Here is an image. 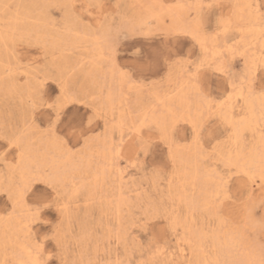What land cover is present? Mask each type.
<instances>
[{"label": "snow or ice", "instance_id": "1", "mask_svg": "<svg viewBox=\"0 0 264 264\" xmlns=\"http://www.w3.org/2000/svg\"><path fill=\"white\" fill-rule=\"evenodd\" d=\"M9 8L0 4L5 13ZM141 8L147 16L115 13L106 30L91 32L92 44L74 49L82 53L78 58L54 57L51 71L12 94L13 118L0 126V196L6 198L0 200V225H7L0 233V264H264V128L258 146L239 143L244 113L254 110L257 98L264 118V47L259 57L249 54L250 44L239 47L257 34L264 42V0ZM161 18L164 23H157ZM184 38L193 42L187 53ZM33 39L16 29L0 34V46ZM128 40L134 43L124 46ZM237 53L239 72L228 58ZM209 70L231 89L222 99L203 86ZM28 75L27 66L5 67V79ZM49 80L54 95L44 91ZM230 105L231 114L225 111ZM214 112L218 123H209ZM181 121H191V139L183 144L169 135ZM213 126L220 135L209 131ZM161 144L167 158L150 159ZM145 181L148 189L156 181L166 184L164 194L141 192ZM97 199L115 212L117 223L110 219L107 230L102 222L89 226L74 217L75 208ZM133 205L137 211L130 214ZM69 229L81 249L72 260Z\"/></svg>", "mask_w": 264, "mask_h": 264}, {"label": "rangeland", "instance_id": "2", "mask_svg": "<svg viewBox=\"0 0 264 264\" xmlns=\"http://www.w3.org/2000/svg\"><path fill=\"white\" fill-rule=\"evenodd\" d=\"M162 1L164 2L165 5L175 4L177 2H187V0H162ZM246 1L248 3L252 2V0H246ZM149 2L150 0H84V1L83 0L82 1L81 0H0V4H7L10 6V8L7 10V13H5L3 9H0V34H7L8 31H11L9 29L11 27H14V30L20 29L26 33L33 34V36L35 37L34 39H36V40L33 39L31 44L25 41L24 43L12 44L7 49L4 48L3 46H0V76H1L0 77V126H2L6 120H10L13 118L10 105L16 102L17 97H13L12 94L13 93L19 94L26 92V90L30 86L29 83L30 80H34V77L37 75H39L42 78L44 73L51 71L54 57H60L61 55L63 56L65 54L67 56L65 55L64 56L68 58H72V59L78 58L82 53L75 51L74 49H76L78 45L87 46L89 44H92L93 40L90 39V34L92 31H94L96 28H101L102 31L106 30L108 26L111 24L113 15L115 13H123L125 14L126 17L130 19L132 18V16L133 18H138L139 17L138 15L144 11V8H141V5H146ZM225 2L235 3V1L233 0H225ZM90 4L103 5L104 7L89 9L87 6H89ZM118 4L121 5L119 9L115 7ZM72 5H74V7ZM99 12L101 15L99 14ZM71 32L72 34H70ZM86 36L88 37L86 38ZM250 38L251 37H249V39H247L239 47H241V50H243V48H247L248 45L250 44L251 45L250 49L251 50L254 49V51H249V52L252 55L253 52L254 53L256 52L257 53L256 57L257 56L259 57L260 50L262 47H264L263 43H261L262 41L260 39L253 40L252 38L251 39ZM160 39H161L160 36H156L154 37V42H158ZM237 39L238 40L240 39L239 35H237ZM131 43H134V41L128 40V41H124L123 45L127 46L128 44ZM228 43L229 45H231L232 41L229 40ZM76 44L77 46H75ZM60 46L62 49L60 48ZM181 46L183 47L184 52L187 53L188 49L193 47V42L190 39L184 38ZM50 48L53 50H51ZM65 48L67 49L65 50ZM57 50L59 51L57 52ZM194 51L198 53L199 48L198 47L195 48ZM121 55L123 56L124 53L122 52ZM228 58L230 59V62L232 63L234 70L239 72L243 68V60L241 59L239 53L236 54V58L234 60L231 59V54H229ZM8 64H11L13 66L15 65L27 66L29 70V75L23 77L13 76L5 79L4 76L5 67ZM175 71L177 74H179L182 71V69L177 68ZM203 86L216 100L222 99L224 96L227 95L228 91H231L230 88H228L226 91V85L222 82L220 78H218L217 74L213 73L211 70H209L206 73ZM165 87H167V84H165ZM6 89H10V91L8 92L10 99L7 101L5 99ZM54 89H56V85L53 84L50 80L44 85V91L49 95L55 94L53 91ZM256 90L257 92L259 91V82H257ZM231 103L235 104L234 110L236 112L237 110L236 105L239 104H237L235 96L233 97ZM77 107L80 106L77 105ZM229 108H231V105L229 106ZM229 108H227L226 110H228ZM81 110L84 111V109ZM116 113H115L116 115L115 118L116 121L118 122V120H120V116H118L120 115V112L117 114ZM111 116L113 117V113L109 112L108 114L109 120L112 119ZM219 116H220L219 112L212 113V118L211 121H209V123H214V122L218 123ZM204 119L205 120L209 119L207 113H205ZM100 127L101 128L103 127V121L100 122ZM261 129L262 126L257 127L256 131L253 128L242 130L241 131L242 139H240L239 141L241 147H244L245 144L258 146L259 145L258 136L261 135V132H259ZM99 130L100 128H97V131ZM209 131L214 136L220 135L221 133V129L215 128L214 126L210 128ZM115 135H116V139L118 140L119 130L116 131ZM169 135L170 136L174 135L176 141L180 144H183L185 141L190 140L191 122L188 124L184 123L183 121L179 122L178 124L175 125L174 133L172 127H170ZM224 135L225 136L227 135L226 131L224 132ZM96 150L98 152L99 151L102 152L103 141H101V143L97 145ZM2 151H3V147H0V152ZM14 155H15L14 153H10L8 156V160L11 161ZM166 158H167V149L163 144H161L160 147L157 149V151L154 153V155L150 157V159H157V160H164ZM125 164L126 162L121 163L120 167L121 168L125 167ZM194 164L195 161L193 160L192 162L193 173H195ZM128 171H129L128 179L131 180V178L135 175V173H133L131 169H129ZM168 171L170 174V169ZM139 182L140 181L137 178V183ZM157 185H159V187ZM132 187L133 189H135L136 184H133ZM165 187L166 184L156 181L151 185L150 189H148L147 181H145L144 187H142L140 191L145 192V190L147 189L149 195L160 197L161 195L164 194ZM258 195H259V190L257 188V196ZM4 199L6 198L0 196V200H4ZM129 211L130 214H134L137 211V207L133 205V207ZM55 215H56L55 212L52 211L51 214L48 216V219H52ZM77 216L79 217L80 220H86L89 226L101 224L102 222L104 226V230H107L109 227H111L110 219L112 221V224L117 223L115 220V212L113 208L110 206L109 201L107 200H105L104 203L101 204L97 199L96 202L90 203L87 206L82 205L81 207L75 208L74 217ZM5 227H7V225H0V230H1L0 233H2ZM46 229H47L46 225H41L38 231L44 232ZM66 244L68 245L67 255L69 260L77 258L81 249L75 246V241L71 235V229H69V236L66 241ZM47 247H48V251L51 252L55 249V244L50 242L47 245ZM4 258L5 257L3 253L2 255L0 253V260H3Z\"/></svg>", "mask_w": 264, "mask_h": 264}, {"label": "bare ground", "instance_id": "3", "mask_svg": "<svg viewBox=\"0 0 264 264\" xmlns=\"http://www.w3.org/2000/svg\"><path fill=\"white\" fill-rule=\"evenodd\" d=\"M82 1V0H81ZM84 1V0H83ZM233 1H235V3H240V4H243V3H248L246 0H233ZM19 3V2H18ZM71 3V2H70ZM73 3V2H72ZM177 3H182V2H177ZM150 4H164V2L162 1V0H150V2L148 3V4H146V5H150ZM176 4V3H175ZM145 5V6H146ZM165 5V4H164ZM168 5V4H167ZM172 5V4H171ZM73 7H74V5H72ZM86 6V5H85ZM88 7V6H87ZM89 8V7H88ZM90 9V8H89ZM99 10V9H98ZM102 13V12H101ZM99 14H100V12H99ZM98 14V15H99ZM97 15V14H96ZM95 15V16H96ZM101 15V14H100ZM99 15V16H100ZM125 15V14H124ZM141 15H144V16H147L148 15V10L146 9V8H144V11L141 13V14H139L138 16L140 17ZM105 16V15H104ZM14 18H15V16H14ZM96 18V17H95ZM97 18H99V17H97ZM132 18H133V16H132ZM110 20V19H109ZM108 20V21H109ZM107 21V20H106ZM94 22H95V20H94ZM111 22V21H110ZM157 23H160V24H163L164 23V20H163V18H161L159 21H157ZM95 24V23H94ZM96 26H97V24H96ZM9 30H14V27H11ZM66 30V29H65ZM4 31V30H3ZM8 31V30H7ZM60 31H63V30H60ZM9 32V31H8ZM41 32V31H40ZM66 32V31H65ZM68 32V31H67ZM33 33V32H32ZM60 33V32H59ZM80 33V32H79ZM85 33V32H84ZM68 34V33H67ZM70 34H72V32L70 33ZM74 34V33H73ZM81 34V33H80ZM41 35V34H40ZM39 35V36H40ZM78 35V34H77ZM89 35V34H88ZM41 37V36H40ZM48 37V36H47ZM77 37V36H76ZM80 37V36H79ZM85 37V36H84ZM88 36H86V38H87ZM35 38V37H34ZM38 38V37H37ZM49 38V37H48ZM252 38V37H251ZM250 38V39H251ZM39 39V38H38ZM43 39V38H42ZM74 39V38H73ZM249 39V38H248ZM253 40H258L259 39V36H258V34L256 35V37L255 38H252ZM34 40H36V39H34ZM52 40V39H51ZM38 41H40V40H38ZM46 41H48V40H46ZM85 41V40H84ZM84 41H83V43H84ZM48 43H50V42H48ZM64 43V42H63ZM67 43V42H66ZM87 43V42H86ZM261 43H263V46H264V42H261ZM46 44V43H45ZM49 45V44H48ZM52 45V44H51ZM63 45V44H62ZM61 45V46H62ZM59 46V45H58ZM61 46H60V48H61ZM64 46V45H63ZM75 46H77V44L75 45ZM79 46V45H78ZM46 47V46H45ZM48 47V46H47ZM69 47V46H68ZM261 47H262V45H261ZM55 48H56V46H55ZM72 48V47H71ZM71 48H70V50H71ZM75 48V47H74ZM48 49V48H47ZM51 49V48H50ZM62 49V48H61ZM60 49V50H61ZM67 48H65V50H66ZM49 50V49H48ZM51 50H53V49H51ZM50 51V50H49ZM59 50H57V52H58ZM63 51V50H62ZM249 51H254V49H249ZM250 53V52H249ZM63 54V53H62ZM68 54V53H67ZM253 54L256 56L257 55V53L255 52H253ZM65 55V54H64ZM63 55V56H64ZM250 55H252L251 53H250ZM62 56V55H61ZM65 56H67V55H65ZM64 56V57H65ZM258 57V56H257ZM4 66V65H3ZM1 77V76H0ZM4 88V87H3ZM12 88V87H11ZM232 104V103H231ZM237 104H239V105H236V108H237V110H236V113H237V117H239V115H241L242 113H241V104L240 103H237ZM226 112L227 113H229V114H231V112H232V108H229L228 110H226ZM111 113V112H110ZM117 113H119V111L117 112ZM116 113V114H117ZM245 115H247V117H248V119L246 120V122H245V124L243 125V127H242V130H244V129H254L255 131H256V129H257V127H260V126H262V128L264 127V118H262V115H261V107H260V100L257 98V99H255L254 100V110H251V111H248L247 113H244ZM116 116V115H115ZM118 116H120V115H118ZM112 117V116H111ZM119 121V120H118ZM191 122V121H190ZM189 122V123H190ZM241 130V131H242ZM259 132H261V130L259 131ZM255 134V133H254ZM256 135V134H255ZM111 138V137H110ZM118 139H119V137H118ZM242 139V138H241ZM254 139V138H253ZM257 139V138H256ZM252 142V141H251ZM261 143V135H259L258 136V144H260ZM100 152V151H99ZM195 165V164H194ZM193 168V167H192ZM99 206V205H98ZM1 231V230H0ZM1 255H2V253H1Z\"/></svg>", "mask_w": 264, "mask_h": 264}]
</instances>
